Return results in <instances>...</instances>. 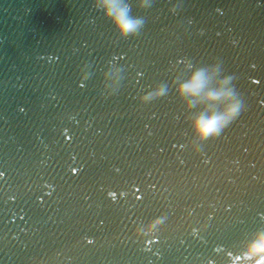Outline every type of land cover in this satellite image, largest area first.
<instances>
[{
    "label": "water",
    "instance_id": "95a60500",
    "mask_svg": "<svg viewBox=\"0 0 264 264\" xmlns=\"http://www.w3.org/2000/svg\"><path fill=\"white\" fill-rule=\"evenodd\" d=\"M0 264H264V0H0Z\"/></svg>",
    "mask_w": 264,
    "mask_h": 264
}]
</instances>
